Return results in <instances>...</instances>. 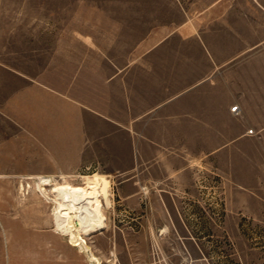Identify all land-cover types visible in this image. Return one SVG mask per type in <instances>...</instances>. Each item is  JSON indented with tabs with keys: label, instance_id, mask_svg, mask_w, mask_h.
I'll list each match as a JSON object with an SVG mask.
<instances>
[{
	"label": "crops",
	"instance_id": "1",
	"mask_svg": "<svg viewBox=\"0 0 264 264\" xmlns=\"http://www.w3.org/2000/svg\"><path fill=\"white\" fill-rule=\"evenodd\" d=\"M172 7L173 18H153L119 53L123 37L108 22L123 17L105 16L99 37L91 18L82 32L52 17L16 39L17 53L0 60V176L92 167L129 208L151 184L166 199L168 186L160 228L209 231L210 199L224 200L215 208L224 227L235 231L241 215L264 226V0ZM181 195L184 209L172 203ZM251 255L264 264V248Z\"/></svg>",
	"mask_w": 264,
	"mask_h": 264
},
{
	"label": "rangeland",
	"instance_id": "2",
	"mask_svg": "<svg viewBox=\"0 0 264 264\" xmlns=\"http://www.w3.org/2000/svg\"><path fill=\"white\" fill-rule=\"evenodd\" d=\"M174 1L177 0H0V60L8 62L10 55L17 53L16 39L24 38L25 33L41 31L48 25L42 23L51 22L52 17L62 18L65 28H72L75 22L74 26H80L82 32L90 26L91 18L96 22L98 37L99 33H105V16L125 18L122 23L108 22V31H114L116 26L115 31L123 37L116 40L114 52L119 53L120 43L132 45L141 28H147L153 18L161 22L173 18ZM114 38L115 35L108 42ZM98 42L104 44L105 40ZM95 173L101 174L92 167H84L72 173L51 174L48 195L52 197L64 184H82ZM38 175L47 174L0 176V264H63L69 259L73 262L79 257L87 259L85 253L54 229L52 203L37 190ZM199 180L203 190L211 193L215 187L212 179L200 176ZM109 184L111 203L104 208L106 226L90 235L81 231L99 257L93 264H112V261L113 264H254L251 250L264 248V226L252 217L241 215L235 231L224 227V215L215 209L224 203L223 199H210L205 204L209 210V231L176 232L164 225L157 226L168 223L167 214L154 215L159 208L165 211L169 208L168 186L164 191L166 199L151 184L144 189L146 198L135 208H129L117 195L116 181ZM172 203L184 209L188 200L181 195Z\"/></svg>",
	"mask_w": 264,
	"mask_h": 264
},
{
	"label": "bare ground",
	"instance_id": "3",
	"mask_svg": "<svg viewBox=\"0 0 264 264\" xmlns=\"http://www.w3.org/2000/svg\"><path fill=\"white\" fill-rule=\"evenodd\" d=\"M51 182V176L38 175L36 185L44 198L52 203L54 229L65 236L74 248L85 253L89 262L99 261L81 231L90 235L106 226L104 208L111 203L110 181L95 173L82 184L62 185L52 197L48 195L47 188Z\"/></svg>",
	"mask_w": 264,
	"mask_h": 264
},
{
	"label": "built area",
	"instance_id": "4",
	"mask_svg": "<svg viewBox=\"0 0 264 264\" xmlns=\"http://www.w3.org/2000/svg\"><path fill=\"white\" fill-rule=\"evenodd\" d=\"M237 108V105L231 107V111H235ZM248 133H253V129H248Z\"/></svg>",
	"mask_w": 264,
	"mask_h": 264
}]
</instances>
